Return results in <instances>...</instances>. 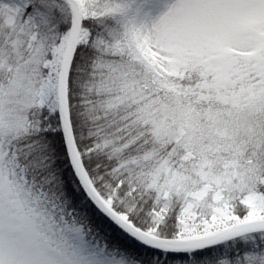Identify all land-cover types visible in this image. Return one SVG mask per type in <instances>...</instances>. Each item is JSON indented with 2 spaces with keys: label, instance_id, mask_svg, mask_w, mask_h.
<instances>
[{
  "label": "snow or ice",
  "instance_id": "1",
  "mask_svg": "<svg viewBox=\"0 0 264 264\" xmlns=\"http://www.w3.org/2000/svg\"><path fill=\"white\" fill-rule=\"evenodd\" d=\"M0 264H264V0H0Z\"/></svg>",
  "mask_w": 264,
  "mask_h": 264
}]
</instances>
